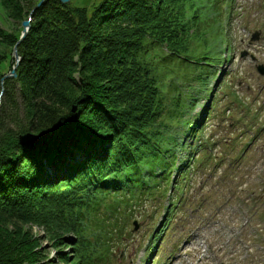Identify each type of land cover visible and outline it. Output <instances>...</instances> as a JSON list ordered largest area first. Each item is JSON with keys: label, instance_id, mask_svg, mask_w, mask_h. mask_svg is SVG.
<instances>
[{"label": "trees", "instance_id": "obj_1", "mask_svg": "<svg viewBox=\"0 0 264 264\" xmlns=\"http://www.w3.org/2000/svg\"><path fill=\"white\" fill-rule=\"evenodd\" d=\"M38 1L9 0L8 22L31 20L16 77L2 82L0 219L47 220L55 247L74 237L62 238L73 255L58 250L59 261L104 264L113 234L124 232L119 208L154 200L172 168L181 174L189 162L176 155L196 140L207 71L218 63L209 60L220 28L207 20L214 1ZM20 32L0 26V90ZM47 132L36 148L18 140ZM0 238V264H43L37 246Z\"/></svg>", "mask_w": 264, "mask_h": 264}, {"label": "rangeland", "instance_id": "obj_2", "mask_svg": "<svg viewBox=\"0 0 264 264\" xmlns=\"http://www.w3.org/2000/svg\"><path fill=\"white\" fill-rule=\"evenodd\" d=\"M6 2L5 7V0H0V26L8 31L18 30V22L7 21L11 3ZM208 7L213 16L208 22L212 27L220 25L218 34L211 36L215 37L211 42L215 47L209 49V60L221 58L223 74L221 81L219 76L211 82L216 92L215 107L209 110L208 120L206 116L203 120L199 137L202 144L195 150L202 154L200 161L211 151V163L196 167L194 158L185 193L179 195L185 198L184 203L175 206L163 239L156 243L158 250L151 253L147 264H264V75L256 70V66H264V0H224L210 2ZM229 12L232 16L228 18ZM253 34L257 35L256 40H252ZM243 50L247 51L245 57L240 56ZM14 65L13 59L5 74ZM215 68L218 69L214 66L211 71ZM171 74L176 80L184 79L182 68H174ZM199 110L197 107L193 114ZM217 160L222 162L213 165ZM254 204L249 223L245 219ZM156 206L154 200L134 204L131 222L110 240V264H144L149 227L162 221L161 208L153 212ZM234 207L241 209L230 216ZM4 218L0 219V236L19 239L15 247L22 242L37 246V258L43 264H71L72 260L59 261L57 255L58 250L70 252L71 245L66 247L63 241L71 242V233L63 234L55 247V235L45 228L47 220L43 225ZM133 219L139 222L137 230H133ZM202 241L206 246L201 248Z\"/></svg>", "mask_w": 264, "mask_h": 264}, {"label": "water", "instance_id": "obj_3", "mask_svg": "<svg viewBox=\"0 0 264 264\" xmlns=\"http://www.w3.org/2000/svg\"><path fill=\"white\" fill-rule=\"evenodd\" d=\"M44 0H40L34 8H37L39 7L42 2ZM62 3H66L68 2L69 0H60ZM33 11V9H32ZM32 11L30 13H32ZM22 31H21V35L17 41V43H19L24 37L25 35L27 34L28 32V29L30 28V24L28 21H22ZM16 43V44H17ZM13 56L15 58V65L12 67V70L10 71V73H7L5 74L2 78H1V81L4 80L5 77H9V76H13L15 77V68H16V65L20 59V57L18 56L17 54V50H16V47L13 48ZM75 108L76 107H73L72 108V111H75ZM47 136H48V132L47 133H43V134H39V135H33V134H30V133H25V134H21L19 135V142L23 145V146H26L28 148H33V147H36L40 144H43L46 139H47Z\"/></svg>", "mask_w": 264, "mask_h": 264}, {"label": "bare ground", "instance_id": "obj_4", "mask_svg": "<svg viewBox=\"0 0 264 264\" xmlns=\"http://www.w3.org/2000/svg\"><path fill=\"white\" fill-rule=\"evenodd\" d=\"M241 213V212H240ZM249 214H251V213H249ZM242 215H244L243 213H242Z\"/></svg>", "mask_w": 264, "mask_h": 264}]
</instances>
